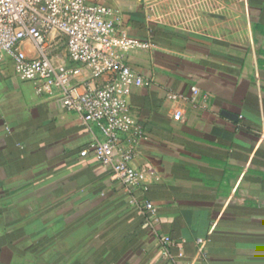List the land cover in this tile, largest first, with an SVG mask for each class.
<instances>
[{
	"label": "crops",
	"instance_id": "obj_1",
	"mask_svg": "<svg viewBox=\"0 0 264 264\" xmlns=\"http://www.w3.org/2000/svg\"><path fill=\"white\" fill-rule=\"evenodd\" d=\"M97 1L152 43L128 55L152 81L128 95L143 180L82 156L99 127L38 96L0 49V264H264V0ZM194 86L195 102L167 100Z\"/></svg>",
	"mask_w": 264,
	"mask_h": 264
},
{
	"label": "built area",
	"instance_id": "obj_2",
	"mask_svg": "<svg viewBox=\"0 0 264 264\" xmlns=\"http://www.w3.org/2000/svg\"><path fill=\"white\" fill-rule=\"evenodd\" d=\"M27 40L36 48L35 56L23 48ZM61 44L68 62L59 61ZM151 46L120 30L112 9L97 0H0V49L10 57L16 75L32 82L38 96L56 97L86 124L95 123L101 138L81 155L92 154L130 188L144 177L131 165L144 129L128 95L133 87L150 86L152 81L133 70L128 55ZM83 67L90 76L79 80ZM199 93L196 86L190 95L169 91L167 100L195 102ZM182 116L177 108L175 117ZM144 208L151 223L158 208L151 201ZM169 239L164 237L165 242Z\"/></svg>",
	"mask_w": 264,
	"mask_h": 264
}]
</instances>
